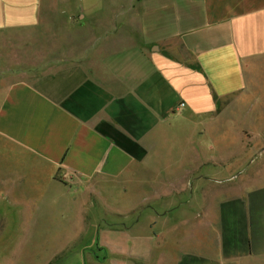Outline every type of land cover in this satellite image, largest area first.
I'll return each mask as SVG.
<instances>
[{
  "label": "crops",
  "instance_id": "crops-1",
  "mask_svg": "<svg viewBox=\"0 0 264 264\" xmlns=\"http://www.w3.org/2000/svg\"><path fill=\"white\" fill-rule=\"evenodd\" d=\"M35 31L65 45L0 96V264L124 184L161 227L102 233L103 264H264V0H0L1 44ZM81 236L38 264H84Z\"/></svg>",
  "mask_w": 264,
  "mask_h": 264
},
{
  "label": "rangeland",
  "instance_id": "rangeland-1",
  "mask_svg": "<svg viewBox=\"0 0 264 264\" xmlns=\"http://www.w3.org/2000/svg\"><path fill=\"white\" fill-rule=\"evenodd\" d=\"M22 35L10 37L6 44L0 43V96L7 84L24 80L31 73L35 75L52 69L53 54L64 50L66 35L63 31L53 32V35L49 31H35ZM28 70L32 72L25 73ZM123 187L125 191L113 192L111 187L103 186L96 193L88 191L84 195L75 194L72 199L68 197L59 201L58 206L53 208V222L43 219L41 223V241H36V244L34 241H28L23 247L22 244L16 247L19 260L25 264H35L31 262V255H34L35 262L38 264L39 259L56 251L81 233L80 239L71 242L72 248L79 247L83 250L84 264H103L104 259H110L112 256L105 255L107 252L104 253L99 246L98 237L102 233L129 231L141 237L150 233L151 230H160L161 225L151 227L152 225L145 224L146 207L135 208L142 200L140 196L144 192V186L139 188L130 185L128 187L124 184ZM14 218L17 219V217ZM136 219L138 223H134ZM52 228L53 239L46 240L45 235ZM18 231V225L11 224L9 235H15ZM123 242L131 244L127 249L131 248L134 242L138 243V249H145L146 242L143 239L137 241L128 239ZM11 243L12 241L8 248L12 251ZM4 246H7V240L1 238L0 248ZM62 256L61 252L53 256V262L61 259ZM126 260L129 259L123 260L121 264H140L139 261L126 262Z\"/></svg>",
  "mask_w": 264,
  "mask_h": 264
}]
</instances>
